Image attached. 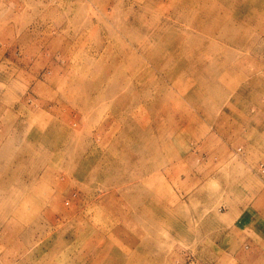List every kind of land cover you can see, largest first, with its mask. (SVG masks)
Listing matches in <instances>:
<instances>
[{
  "label": "rangeland",
  "instance_id": "374dc122",
  "mask_svg": "<svg viewBox=\"0 0 264 264\" xmlns=\"http://www.w3.org/2000/svg\"><path fill=\"white\" fill-rule=\"evenodd\" d=\"M261 212L264 0H0V264H264Z\"/></svg>",
  "mask_w": 264,
  "mask_h": 264
},
{
  "label": "crops",
  "instance_id": "0c3cea01",
  "mask_svg": "<svg viewBox=\"0 0 264 264\" xmlns=\"http://www.w3.org/2000/svg\"><path fill=\"white\" fill-rule=\"evenodd\" d=\"M258 216H259V218H261V220L264 222V214H263V212H261V214L258 213ZM247 217H248V218L251 217V219L253 218V216H250V215L247 216ZM251 219H247L246 221L249 222ZM263 237H264V236H263ZM256 252H257V253H258V252H259V253L261 252V255L264 256V249H262V251H259V250L257 249Z\"/></svg>",
  "mask_w": 264,
  "mask_h": 264
},
{
  "label": "bare ground",
  "instance_id": "6f19581e",
  "mask_svg": "<svg viewBox=\"0 0 264 264\" xmlns=\"http://www.w3.org/2000/svg\"><path fill=\"white\" fill-rule=\"evenodd\" d=\"M257 81V80H256ZM255 84V83H254ZM61 187V186H60ZM60 189V188H59Z\"/></svg>",
  "mask_w": 264,
  "mask_h": 264
}]
</instances>
